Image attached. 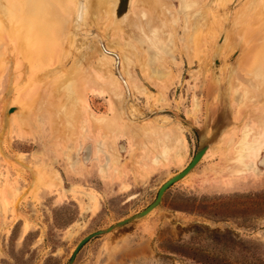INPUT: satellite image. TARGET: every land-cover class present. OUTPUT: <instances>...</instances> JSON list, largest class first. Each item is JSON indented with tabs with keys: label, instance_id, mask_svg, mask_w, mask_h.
Returning a JSON list of instances; mask_svg holds the SVG:
<instances>
[{
	"label": "rangeland",
	"instance_id": "rangeland-1",
	"mask_svg": "<svg viewBox=\"0 0 264 264\" xmlns=\"http://www.w3.org/2000/svg\"><path fill=\"white\" fill-rule=\"evenodd\" d=\"M203 141L73 264H264V0H0V264H66Z\"/></svg>",
	"mask_w": 264,
	"mask_h": 264
},
{
	"label": "water",
	"instance_id": "water-1",
	"mask_svg": "<svg viewBox=\"0 0 264 264\" xmlns=\"http://www.w3.org/2000/svg\"><path fill=\"white\" fill-rule=\"evenodd\" d=\"M217 63V61H215ZM232 74L231 70L229 71L228 78ZM229 83V79H228ZM16 111L15 108H9L7 110L8 114L13 113ZM211 146L210 141H203L199 146L197 147L196 151L194 152L192 158L187 163V165L182 169L181 171L175 173L172 177L168 178L164 183L160 185V187L157 190V193L155 195V198L152 200L151 203H149L145 208H143L141 211L137 212L134 215L128 216L120 221H117L113 225L106 227L104 229L97 230L83 239H81L77 245L74 247L73 252L71 254V257L69 258L68 262L66 264H73L76 255L80 251V249L88 243L91 239H94L95 237L109 234L119 228H122L130 223L136 222L138 220H141L148 216L151 212H153L155 209L159 208L163 199V196L165 192L173 186L175 183L181 181L183 178H185L188 174L191 173V171L198 165V163L201 161L203 156L205 155L208 148Z\"/></svg>",
	"mask_w": 264,
	"mask_h": 264
},
{
	"label": "bare ground",
	"instance_id": "bare-ground-1",
	"mask_svg": "<svg viewBox=\"0 0 264 264\" xmlns=\"http://www.w3.org/2000/svg\"><path fill=\"white\" fill-rule=\"evenodd\" d=\"M51 1V0H50ZM136 2V1H135ZM22 3V2H21ZM137 3V2H136ZM55 5V4H54ZM141 5V4H140ZM18 6H20V5H18ZM135 6H137V5H135ZM143 6V5H142ZM21 7V6H20ZM144 7V6H143ZM142 7V8H143ZM18 9H19V7H18ZM108 19V18H107ZM113 22V21H112ZM111 25V24H110ZM107 29V28H106ZM118 30V29H117ZM118 33V32H117ZM101 78H103V77H101ZM97 79V78H96ZM104 80V79H103ZM103 82V81H102Z\"/></svg>",
	"mask_w": 264,
	"mask_h": 264
},
{
	"label": "trees",
	"instance_id": "trees-1",
	"mask_svg": "<svg viewBox=\"0 0 264 264\" xmlns=\"http://www.w3.org/2000/svg\"><path fill=\"white\" fill-rule=\"evenodd\" d=\"M200 253H202V252H200Z\"/></svg>",
	"mask_w": 264,
	"mask_h": 264
}]
</instances>
